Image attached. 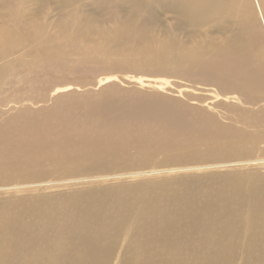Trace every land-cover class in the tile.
I'll list each match as a JSON object with an SVG mask.
<instances>
[{"label": "bare ground", "instance_id": "bare-ground-1", "mask_svg": "<svg viewBox=\"0 0 264 264\" xmlns=\"http://www.w3.org/2000/svg\"><path fill=\"white\" fill-rule=\"evenodd\" d=\"M254 1L258 12L253 0H0V181L54 169L93 174L81 178L92 181L83 192L1 200L0 264H264V175L236 168L251 161L242 158L258 145L264 155V0ZM85 4L115 17L124 8L130 14L99 30ZM54 5L53 24L44 13ZM159 11L192 37L191 49L175 35L155 36ZM95 33L99 40L91 38ZM109 43L116 46L112 54ZM135 61L247 105L230 106L247 132L156 93L166 79L135 78L155 94L112 86L74 94L71 85L50 79ZM112 79L103 76L95 86ZM158 154L222 163L98 184L110 176H146L136 170ZM221 165L234 170L180 174Z\"/></svg>", "mask_w": 264, "mask_h": 264}, {"label": "rangeland", "instance_id": "rangeland-1", "mask_svg": "<svg viewBox=\"0 0 264 264\" xmlns=\"http://www.w3.org/2000/svg\"><path fill=\"white\" fill-rule=\"evenodd\" d=\"M50 1V0H49ZM56 1V0H52ZM62 1V0H59ZM254 8L258 12L257 5L255 1L253 0ZM36 3H28V6L34 7ZM84 7L86 12L89 14L91 18H93V21L95 25L98 27L99 30H106V29H113V27L118 25V21L116 17H120L121 20L127 19L129 16V12L127 11L128 8H124L123 10L117 11V14L119 16L116 17L108 12V10L104 9V11L97 12L96 10H101V8H98L95 10V8H92V6L85 4ZM52 11L49 12L46 10L44 13L45 18L50 23L53 22V20H56L59 13L57 11L56 5H54L52 8ZM48 12V13H47ZM158 20H157V26L151 28L153 30L155 36H159L160 38L163 37V35L170 34L175 35L174 38L176 41L183 44L184 47L191 49L192 46V37L189 36L188 33H185L183 28L177 27L176 21L171 17L169 13H163L162 11H159L158 13ZM54 24V22H53ZM166 32H165V29ZM50 31L53 33H56L55 27L50 26ZM155 29V30H154ZM157 29V30H156ZM164 29V30H163ZM174 33L172 34V32ZM94 40L97 37V33L93 34L92 37ZM163 39V38H162ZM99 40V38H98ZM106 45V43H105ZM125 47H123L120 50H124ZM116 46H112L110 43L108 44V51L112 54V52H115ZM137 52V51H135ZM72 58H78V55L72 56ZM135 65H130L128 63H122V66L115 67L113 69H109L105 66L99 67L97 69H94L92 71H89L87 73L84 72H76L72 74H66L63 75H51L50 79L54 80V86H64V85H71L72 92L74 94H82L84 91L87 92H97L102 88H105L107 86H112L120 89L121 91L125 92H136L131 94H140L147 93V94H155V91L151 89V87H139L138 84H136V77H140L141 81L146 84H155L159 83L160 81H163L166 79L168 81V84L162 85V91L156 92L164 98L169 99L170 101H177L184 103L185 105L191 106V107H197L199 109L205 110L208 113H211L214 115L215 119L217 118L219 122L222 123H228L232 124L235 127H242L247 132V126L244 125L239 119H237L236 111L234 112L231 110L230 106H235L236 108H242L247 109V105L241 104L237 100L234 99H227L224 97H216L215 88L206 84H198L189 82V79L186 77H183L179 74H176L175 76H171L169 73H167L164 70H156V68H150L145 67L143 65H139L138 61L134 62ZM75 69H79V66H75ZM108 75H114V79L109 81L106 84L100 85L98 87L95 86L97 79ZM27 76V75H26ZM25 76V77H26ZM148 76V77H147ZM130 80V81H128ZM134 80V81H132ZM157 85V84H156ZM178 88H181L180 91H182L180 94H178ZM77 87V88H76ZM108 88H106V91ZM150 92V93H149ZM152 92V93H151ZM11 106V105H10ZM2 108V107H1ZM238 109V113H239ZM233 111V112H232ZM10 112H13V110H10ZM6 113L7 115L10 113ZM4 118V116H2ZM263 158L264 155L261 153V145H258V149L254 151L249 156H243L242 160H251L250 162H247V165H239L236 168L243 171V172H256L257 174L264 175V163L255 162L252 160H257L258 158ZM192 160H186V161H166L164 155L158 154L155 157H153L147 164L139 167L136 171H141L143 173H146V176H142L139 178H136V176H128L126 178L121 179H113L115 176H110L103 178L102 182H99L98 184L106 187L110 184H117V183H139L144 182L147 179L154 178V179H160V178H168L170 177L171 172L168 173L166 176L161 174H148L149 172H155V169L161 170V168L165 167H197L200 165H205V163H222L217 160L213 161H193ZM241 159H233V161H237ZM226 161V162H231ZM224 163V162H223ZM234 170V168L230 167L229 165H221V166H213L201 170L197 169H187L180 172V174H185L186 177H198L200 175L208 174L209 172L213 173H220V172H226ZM130 170H118L114 171V174H121L129 172ZM113 173V172H112ZM91 173H83V174H77V175H70L68 172L62 170V169H54L48 174H45L40 177H13L11 180L8 181H0V186H8V185H22L17 190L12 189H2L0 190V201L3 199H11L15 197H28V196H38V195H55L58 193H71V192H83L92 181H84L82 180L83 177L86 176H92ZM100 174H94V176H98ZM148 175V176H147ZM152 175V176H151ZM80 178V180H77ZM82 178V179H81ZM87 178V177H86ZM90 178V177H88ZM96 181V180H95Z\"/></svg>", "mask_w": 264, "mask_h": 264}]
</instances>
